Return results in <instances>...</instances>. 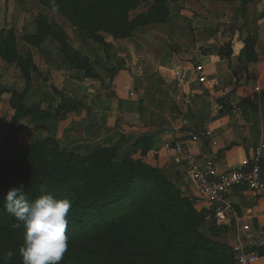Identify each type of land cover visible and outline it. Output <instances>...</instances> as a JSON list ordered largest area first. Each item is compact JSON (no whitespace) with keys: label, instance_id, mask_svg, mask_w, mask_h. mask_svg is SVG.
<instances>
[{"label":"crops","instance_id":"0c3cea01","mask_svg":"<svg viewBox=\"0 0 264 264\" xmlns=\"http://www.w3.org/2000/svg\"><path fill=\"white\" fill-rule=\"evenodd\" d=\"M22 4L0 0V41L12 30L18 55H30L37 71L31 73L27 86L20 68L0 58V151L54 138L63 151L82 156L112 147L125 153L147 137L151 149L144 161L159 168L195 210L210 211L209 204L198 197L185 162L163 146L183 142L199 164L211 159L216 172L222 173L238 167L264 144V0L244 4L170 0L169 16L153 30L155 35L147 36L148 44L119 45L121 65L113 61V74L97 66L98 57L86 48L75 50L89 59L95 78L69 69L57 45L48 40L39 46L24 41L36 32L29 12L39 6L26 11ZM250 34L257 36V60L247 64L243 41ZM228 49L230 60L220 56ZM199 64L205 70L204 83L195 75ZM11 91L25 92L24 107L36 111L56 109L61 102L80 106L65 118L48 122L44 129L34 130L26 117L8 133L14 114L9 106ZM217 101H223V107ZM261 169L264 176V151ZM233 201L239 221L229 218L218 241L231 248L238 240L261 237L258 245L264 246V191L242 189L234 193ZM243 224L248 231L241 230ZM256 264H264V254Z\"/></svg>","mask_w":264,"mask_h":264},{"label":"trees","instance_id":"16d2710c","mask_svg":"<svg viewBox=\"0 0 264 264\" xmlns=\"http://www.w3.org/2000/svg\"><path fill=\"white\" fill-rule=\"evenodd\" d=\"M39 1L52 8V0ZM143 1L55 0V3L58 12L73 26L105 44L98 32L125 39L138 28L165 22L169 15L166 0H154L147 13L129 20V11ZM35 24V34L24 38L27 44L39 46L49 40L57 45L69 69L82 71L85 78L97 76L89 59L69 47L67 35L58 25L48 23L44 17H39ZM256 41V34L243 41L242 56L247 64L257 60ZM231 55L228 49L220 56L230 60ZM0 58L7 64H16L28 86L31 73L37 68L30 55H18L12 30L1 37ZM9 94L14 114L8 133L19 128V122L26 117L31 118L34 130L44 129L48 122L65 118L80 106L61 102L56 109L36 111L24 107L25 92ZM110 96L115 98L113 93ZM217 102L223 107V101ZM150 149V140L144 137L129 146L120 158L116 147L100 148L88 156L65 152L54 138L1 150L0 244L15 253L5 260L22 264L19 248L23 244V223L9 215L3 205L7 192L23 185L30 202L46 193L55 199L71 201L66 230L68 251L59 264H235L231 249L218 241L223 230L214 226L212 211L195 210L159 168L146 163L144 158ZM42 187L45 193L41 192ZM15 224L20 227H13ZM255 250L264 254L261 244Z\"/></svg>","mask_w":264,"mask_h":264},{"label":"built area","instance_id":"2783aa9c","mask_svg":"<svg viewBox=\"0 0 264 264\" xmlns=\"http://www.w3.org/2000/svg\"><path fill=\"white\" fill-rule=\"evenodd\" d=\"M194 71L198 82L204 83L206 79L204 67L200 64L196 65ZM209 136L210 132L206 131L205 137ZM192 140H197V137L193 136ZM163 147L185 162L187 172L196 184L198 197L210 206L212 222L216 227L221 228L231 217L239 221L234 211L233 197L236 191L247 189L256 194L264 191V176L261 169L264 144L258 145L253 150L252 156L243 159L238 167L222 173L216 172L211 159L204 158L203 165L199 164L198 158L183 142H167ZM240 228L243 231L249 230L247 224H243ZM260 241L261 237H251L247 241L238 240L234 243L231 251L235 264H256L260 255L254 249Z\"/></svg>","mask_w":264,"mask_h":264},{"label":"clouds","instance_id":"9594fccd","mask_svg":"<svg viewBox=\"0 0 264 264\" xmlns=\"http://www.w3.org/2000/svg\"><path fill=\"white\" fill-rule=\"evenodd\" d=\"M51 11L56 13L59 6L52 0ZM41 192L45 193L44 187ZM5 211L23 223V244L19 248L22 264H59L68 251L69 210L68 199H55L51 193L42 194L35 201H29L24 186L11 188L4 202ZM13 227L19 228L20 224ZM15 253L9 250L5 259Z\"/></svg>","mask_w":264,"mask_h":264},{"label":"rangeland","instance_id":"374dc122","mask_svg":"<svg viewBox=\"0 0 264 264\" xmlns=\"http://www.w3.org/2000/svg\"><path fill=\"white\" fill-rule=\"evenodd\" d=\"M169 1L170 0H166L168 13H169V7H168ZM23 2L24 4H22L23 6L22 8L26 11H31L32 7L39 6V10H36L35 12L33 11L29 12L32 17V21H37L39 17H44L48 23H51L53 25L54 24L58 25L63 30V32L67 35V39H68L67 43L71 49L76 50L78 48H86L87 50L90 51L92 56L98 57L99 60L96 61L97 66H101L105 68V70L109 71L110 74H113L114 70L116 69V66H113V61H115L118 65H121L119 61L120 57H118L120 54V46H119L120 44L121 45L123 44L132 45L133 42L139 45H143V46L145 44H148L149 40L147 39V36L155 35L153 34V30L156 28H160L167 20L166 19L165 22L163 23H150L144 27L138 28L134 32V34H132V36L125 38V39H114L109 34L98 32L97 35L101 36L103 38V41L105 42V44H101L93 40L91 37H89L87 33L73 26L70 23V21L66 17L61 15L59 12L53 13L48 6L44 5L39 0H24ZM153 5H154V0H145L141 2L138 7L129 11L128 19L133 20L135 17L143 13H147L153 7ZM189 38H190V42H193L191 37ZM105 65H109L110 68H107ZM124 154H125L124 150L118 151L119 158L124 156ZM6 242L9 246H13L8 241ZM223 245H225L228 248V245L226 244H223ZM9 250L10 248L5 247L2 244H0V264H15L14 261L9 262L5 260L4 255ZM15 251H18V250H15Z\"/></svg>","mask_w":264,"mask_h":264}]
</instances>
